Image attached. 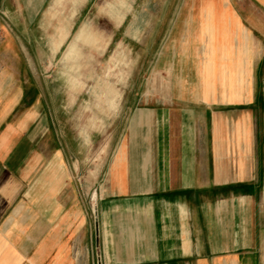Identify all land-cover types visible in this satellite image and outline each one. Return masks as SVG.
I'll list each match as a JSON object with an SVG mask.
<instances>
[{"label": "crops", "instance_id": "1", "mask_svg": "<svg viewBox=\"0 0 264 264\" xmlns=\"http://www.w3.org/2000/svg\"><path fill=\"white\" fill-rule=\"evenodd\" d=\"M158 3L184 92L121 100L95 221L32 70L0 67V264H264V0Z\"/></svg>", "mask_w": 264, "mask_h": 264}, {"label": "rangeland", "instance_id": "2", "mask_svg": "<svg viewBox=\"0 0 264 264\" xmlns=\"http://www.w3.org/2000/svg\"><path fill=\"white\" fill-rule=\"evenodd\" d=\"M158 2L0 0V67L19 66L27 80L32 70L36 83L30 96L48 101L56 128L69 138L73 177L93 221L106 187L102 179L111 129L115 130L112 144L122 129L116 113L127 105L121 100H130L128 106L135 107L146 98L184 92L172 89V57L160 56L162 42L152 39L167 11ZM137 29H144V38L133 39ZM80 30L89 33L67 56ZM262 117L264 142V113Z\"/></svg>", "mask_w": 264, "mask_h": 264}]
</instances>
